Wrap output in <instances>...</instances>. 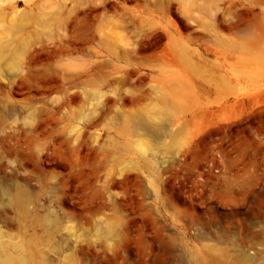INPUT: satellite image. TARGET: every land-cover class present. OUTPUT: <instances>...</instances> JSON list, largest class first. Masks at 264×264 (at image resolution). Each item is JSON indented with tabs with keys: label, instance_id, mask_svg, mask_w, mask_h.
Listing matches in <instances>:
<instances>
[{
	"label": "rangeland",
	"instance_id": "374dc122",
	"mask_svg": "<svg viewBox=\"0 0 264 264\" xmlns=\"http://www.w3.org/2000/svg\"><path fill=\"white\" fill-rule=\"evenodd\" d=\"M264 264V0H0V257Z\"/></svg>",
	"mask_w": 264,
	"mask_h": 264
},
{
	"label": "bare ground",
	"instance_id": "6f19581e",
	"mask_svg": "<svg viewBox=\"0 0 264 264\" xmlns=\"http://www.w3.org/2000/svg\"><path fill=\"white\" fill-rule=\"evenodd\" d=\"M0 264H23V260L19 257L6 256L0 257Z\"/></svg>",
	"mask_w": 264,
	"mask_h": 264
}]
</instances>
